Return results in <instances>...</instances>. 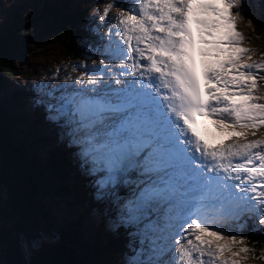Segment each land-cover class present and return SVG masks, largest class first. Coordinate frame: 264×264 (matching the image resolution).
<instances>
[{
    "label": "snow or ice",
    "instance_id": "1",
    "mask_svg": "<svg viewBox=\"0 0 264 264\" xmlns=\"http://www.w3.org/2000/svg\"><path fill=\"white\" fill-rule=\"evenodd\" d=\"M243 2L135 0L119 14L114 55L140 75V90L115 102L80 94L62 106L82 133L93 174L106 173L98 196L136 171L143 179L125 205L128 219L160 213L128 264H242L255 252L246 237L211 222L233 214L234 204L256 201L251 207L264 225V138L248 139L264 130V60L253 61L254 50L242 46V17L233 9ZM113 7L104 8L102 22ZM173 220L184 234L172 232Z\"/></svg>",
    "mask_w": 264,
    "mask_h": 264
},
{
    "label": "trees",
    "instance_id": "2",
    "mask_svg": "<svg viewBox=\"0 0 264 264\" xmlns=\"http://www.w3.org/2000/svg\"><path fill=\"white\" fill-rule=\"evenodd\" d=\"M115 1H119L116 7L125 2ZM251 2L241 7L248 14L247 23L252 35L262 44L260 50L249 47L255 52L254 60L264 55V18L260 16L262 13L264 16V0ZM81 5L82 2L78 4L76 0H44L38 9L34 6L31 8L33 15L37 10L35 19L40 18V35L54 37L60 53L65 57L64 63L73 66L67 69L71 78L79 70L74 69L78 61L89 62L93 54L96 52L97 55L101 50L97 29L91 31L82 26L85 9H80ZM47 9L51 11L47 12ZM27 31H31V24L23 23L17 15L11 24L0 30V192L3 194L0 200L4 204L0 205V214H4V217L13 215L16 218L15 230L34 239L31 230L41 222L48 225L46 221L55 216L51 208L53 202L77 208V217L54 232L53 238L74 250L80 264H128L141 246L145 225L149 220L156 221L160 213L152 212L147 218L129 220L125 205L132 200L136 191L129 182L120 181L111 190L104 189L98 196L100 189L95 182L99 180V175L94 174L92 178L86 173L91 167L82 153L84 145L65 143L66 139L57 140L56 136L47 139L49 143L43 151L40 149L43 145H32L30 140L38 137V128L45 125L41 123L45 112L40 107L31 115L22 111L25 94L7 87L3 78L5 74H18L15 61L20 64L25 59L27 63V43L30 42L24 39ZM35 35L40 37L37 33ZM263 89L264 83L260 90ZM43 133L53 134L52 128H47ZM135 176L131 175L132 180H135ZM83 214L85 224L91 229L94 227L92 230L97 233L90 243L80 231ZM95 218H98V222ZM102 221L109 222L110 226L103 234L100 229ZM226 228L228 233L232 230L234 235L246 237L248 247L253 249L258 246L249 255L256 262L264 264V259L259 258L263 252L261 244L264 243V236L258 232L252 219H246L241 228H231L229 225ZM1 230L0 244L6 247V263H26L19 235L10 238Z\"/></svg>",
    "mask_w": 264,
    "mask_h": 264
},
{
    "label": "rangeland",
    "instance_id": "3",
    "mask_svg": "<svg viewBox=\"0 0 264 264\" xmlns=\"http://www.w3.org/2000/svg\"><path fill=\"white\" fill-rule=\"evenodd\" d=\"M43 1L44 0H0V30L5 29L9 24H11L16 15L22 20L23 23L31 24V31L29 33L27 31L26 36L24 35V39L30 40V42L27 43V45L29 46V53L26 54V56H28L27 63L24 61L25 59L23 60V63L20 64L15 61V67L18 66V74L16 76H9L5 74L3 75V78L7 87H11L18 91H23V95L25 94V97L23 99V107L21 109L22 111H26L28 114L31 115V113L39 107L44 110L45 116L42 117L43 119L41 123H45V125L43 126V128H38L39 136L30 140V142H32V145L34 146L38 145L39 147L40 145H43V147L40 148L42 151L45 147H47L49 143V140L47 139L53 136H56L57 140L66 139L65 143H77L81 146L82 143H80L79 141L81 140L82 133H77L74 131L76 127L75 123L73 122L74 117L72 116L70 111L67 115H63L62 112L64 111V109L62 106L65 105L69 99L75 98L78 100L80 94L86 95L85 92H82L83 89H81V86L85 85V83L82 81L86 79L82 76H88L93 74L96 77H103L104 73H109V76L114 75L113 72L105 71L102 68L119 64L120 58L114 55L115 51L111 47V45L116 47L115 41L118 40V37L115 36V26L118 23V17L121 12H131V10H129V6H127L126 8H116L114 6L109 12L108 18L102 22L100 20V16L103 14L104 8L107 7L108 4L112 3V0H76L78 4L82 2L80 9H85L82 23L83 27L92 31L94 30V22H96L97 20L102 22L101 27L98 30L102 39V52L99 51L97 55H95V52V54H93L92 56L93 58L89 59V62H84L85 60L78 61V65L75 66L74 69L79 68V72L75 71V73H77L76 77L80 80H73V78L68 76L69 72L67 70L73 66L64 63L65 57L62 53H60V50L58 49L59 45L54 37H50L47 34L43 36L40 35V28L38 27V20H40V18H37L36 20L34 17L36 16L35 12L37 10H34V15L31 12V8L33 6L35 7V9H38V7ZM131 1H133L134 5L135 0ZM248 1L251 2V0H244L242 5ZM113 3L115 4V1H113ZM242 9V7L238 10L233 9L234 12L240 11L242 17V19H240L237 24V29L245 37L242 46L248 49L250 47L252 49L255 48L260 50L262 49L261 40L255 38L252 35L247 23L248 14H244ZM22 10L23 12H20ZM49 11H51V9H47V12ZM24 13L28 14L25 15ZM262 14H260V16L264 18ZM35 33H37L40 37H37ZM109 33H111V39L108 38ZM107 39H109L110 41H108ZM105 53L110 56L109 59H105L108 58ZM261 60H264V55L255 58L253 61ZM101 61H103L104 63L102 64ZM117 67L115 68L116 73H118ZM80 76L82 78H80ZM113 79L117 80V78ZM262 92H264V89ZM68 107L70 108L72 106L69 105ZM47 128H52L53 134L50 135L48 133H43L44 130L47 131ZM262 131L264 132V130ZM262 131H257V134L254 137L249 135L248 139L251 140L264 138V133ZM40 161L42 160L40 159ZM87 161L89 162V160ZM86 173L89 177L93 178L94 174L91 169ZM141 179H143L142 176H137L134 181L130 182L133 183V186L136 190L137 183ZM95 183L97 184V182ZM113 187V185H109L107 187V191L111 190ZM2 195V192H0V199ZM53 203L56 205H53ZM53 203L51 208L55 216L50 217L46 221L48 225H46V223L41 222L39 225L35 226L31 230V236H35L34 239L29 238L24 232L23 233L25 235L21 231L19 233L17 232V230H15L16 218H13V215L4 217V214H0V230L2 229L1 231L7 234V236H9L10 238H13L15 237V234H18L21 247L23 246L24 241L26 248L32 252V247H34V244L36 242H33L32 245L29 246V240H54L55 237L53 238V233H56V231L61 227L70 224V221L72 222L74 218L77 217V208H68L66 205L57 201ZM255 203L256 201H250L247 203L246 207H241V209L238 208V205L236 204L232 205L235 214L233 213V215L231 214L230 216H225L230 220L226 219L225 217L213 218L211 222L214 225V229H220L226 235H233L232 230H229V233L226 231L227 225H229L231 228H241L246 223V219H252L257 225L258 232L264 236V225L259 224V219L262 218L261 214L257 209L251 207V205ZM0 205H4L1 200ZM211 211L213 210L211 209ZM172 215L174 216L175 214L173 213ZM94 220L98 222V218H95ZM172 222L173 228L177 231L178 234H180L181 231L179 225L181 221L173 220ZM80 223V231L86 238V241L90 243L96 237L97 233L93 232L92 229L94 227L91 229L87 224H85V214H83L82 218L80 219ZM109 227V222L102 221V226L100 227L102 234L104 233V231L108 230ZM63 231H65V229ZM25 236L27 237V239L25 238ZM261 245L263 246L264 252V243ZM257 247L253 249H257ZM69 250L70 251H68V253L72 255L73 259L76 260L77 264H80L75 251H73L72 249ZM5 254L6 247L5 245L0 244V264H7ZM247 256V259L242 260V264H260L259 262H256V260L252 258V256H250L249 254H247ZM170 257L171 253L164 256V259H169ZM11 264L26 263L23 261L17 263L12 262Z\"/></svg>",
    "mask_w": 264,
    "mask_h": 264
},
{
    "label": "bare ground",
    "instance_id": "4",
    "mask_svg": "<svg viewBox=\"0 0 264 264\" xmlns=\"http://www.w3.org/2000/svg\"><path fill=\"white\" fill-rule=\"evenodd\" d=\"M120 67H121L120 65L117 67L118 68L117 69L118 74H119V77L117 79H119L121 81L120 83H122L124 81V79L127 77V75H131V77H132L131 83L134 85V79H133L134 74H131V70L129 71V73L123 74L119 70ZM109 82L111 84H120V83H116V80H114V79H113V81L111 79ZM115 101H116V99H115ZM246 206H247V203H240L238 205V208L241 209V207H246ZM37 241H35V240L33 241L36 243L34 244V247H32V252H30V255H31L30 259L32 260V264H77L76 260L73 259L72 255L68 253V251H70V250L67 247L60 245L57 242V240H55V239L54 240L44 239V240H40V241L37 240Z\"/></svg>",
    "mask_w": 264,
    "mask_h": 264
},
{
    "label": "water",
    "instance_id": "5",
    "mask_svg": "<svg viewBox=\"0 0 264 264\" xmlns=\"http://www.w3.org/2000/svg\"><path fill=\"white\" fill-rule=\"evenodd\" d=\"M57 237H58V235H56ZM25 238L27 239V237L25 236ZM59 238V237H58ZM56 240L58 241V239L56 238ZM32 242L33 241H30L29 240V246L32 244ZM19 243H20V241H19ZM20 248H21V250H22V252H23V255H24V258H25V260H26V263L27 264H32V260L30 259V250L29 249H27L26 248V246H25V244H24V241H23V246L21 247V243H20ZM30 260V261H29ZM31 262V263H30Z\"/></svg>",
    "mask_w": 264,
    "mask_h": 264
}]
</instances>
